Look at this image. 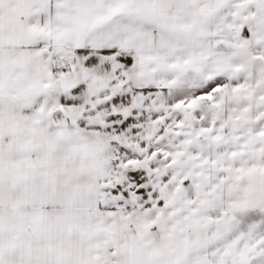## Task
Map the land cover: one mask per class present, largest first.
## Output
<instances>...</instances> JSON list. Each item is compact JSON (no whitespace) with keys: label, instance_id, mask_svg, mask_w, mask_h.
<instances>
[{"label":"snow or ice","instance_id":"1","mask_svg":"<svg viewBox=\"0 0 264 264\" xmlns=\"http://www.w3.org/2000/svg\"><path fill=\"white\" fill-rule=\"evenodd\" d=\"M0 264H264V0H0Z\"/></svg>","mask_w":264,"mask_h":264}]
</instances>
